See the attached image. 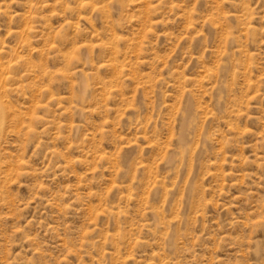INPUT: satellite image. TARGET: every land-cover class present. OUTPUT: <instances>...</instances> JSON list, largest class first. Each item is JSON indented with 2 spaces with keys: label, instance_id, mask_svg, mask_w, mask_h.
<instances>
[{
  "label": "rangeland",
  "instance_id": "rangeland-1",
  "mask_svg": "<svg viewBox=\"0 0 264 264\" xmlns=\"http://www.w3.org/2000/svg\"><path fill=\"white\" fill-rule=\"evenodd\" d=\"M0 264H264V0H0Z\"/></svg>",
  "mask_w": 264,
  "mask_h": 264
}]
</instances>
